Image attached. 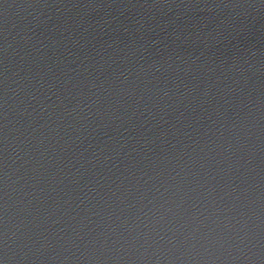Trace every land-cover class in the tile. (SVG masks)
<instances>
[{
	"label": "water",
	"instance_id": "1",
	"mask_svg": "<svg viewBox=\"0 0 264 264\" xmlns=\"http://www.w3.org/2000/svg\"><path fill=\"white\" fill-rule=\"evenodd\" d=\"M100 0H0V154Z\"/></svg>",
	"mask_w": 264,
	"mask_h": 264
}]
</instances>
